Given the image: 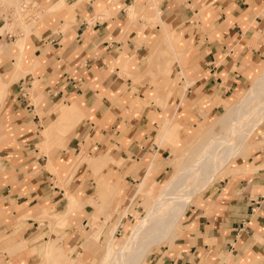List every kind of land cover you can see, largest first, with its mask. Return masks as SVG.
Masks as SVG:
<instances>
[{
  "label": "crops",
  "instance_id": "0c3cea01",
  "mask_svg": "<svg viewBox=\"0 0 264 264\" xmlns=\"http://www.w3.org/2000/svg\"><path fill=\"white\" fill-rule=\"evenodd\" d=\"M38 1L54 16L22 51L23 35L0 33V82L8 84L0 95V264H44L50 242L62 250L85 242L102 179L123 191L128 212L148 166L154 179L168 172L171 148L157 140L165 119L180 124L176 140H193L196 132L184 131L213 121L264 68V0ZM167 34L180 36L178 55L164 50ZM73 104L80 120L44 145L54 110ZM258 134L150 264H264L263 125ZM83 150L107 154L108 165L77 163ZM69 197L84 206L53 228L44 212L64 213Z\"/></svg>",
  "mask_w": 264,
  "mask_h": 264
},
{
  "label": "rangeland",
  "instance_id": "374dc122",
  "mask_svg": "<svg viewBox=\"0 0 264 264\" xmlns=\"http://www.w3.org/2000/svg\"><path fill=\"white\" fill-rule=\"evenodd\" d=\"M21 4L27 5L28 9H21V18L23 19V21L21 19V23H19L17 16L14 14L13 8H19ZM46 9L47 5L42 1L39 2L38 0H0V33L7 31L16 36V38L23 35V37L18 40L16 46L22 51L23 46H25V41L28 39L33 28L40 26L47 18L54 16V14L48 13ZM179 41L180 36L167 34L166 38L163 41L165 43L164 50L166 52H170L172 50V53L178 55L176 54L177 52L175 51V46ZM21 57L22 56L17 57L15 61L17 73L20 71L22 65ZM171 59L176 58L175 56H173ZM165 61L167 63L169 60L166 59L164 60V62ZM176 77L177 79H179L180 74H178ZM12 78H14V76H12ZM254 79L255 78L251 80L253 81ZM250 87L251 84H249L246 90L240 93L239 98L236 102H229L232 104H227L226 109H224V106L222 107V109L217 113L215 119H217L219 116L221 117L214 124H212V122L215 119L207 123H201V126L198 129H196L195 126L190 125L184 131L183 137L185 136L186 138L190 133L196 132L197 136L193 140L184 142L181 140H176L180 124L178 122L172 123V121H169V125L167 121L168 119H165L164 125L161 127L158 134L157 140L158 142L166 141L167 146L171 148L170 155L166 160L168 172L165 173L160 179H154L150 175L154 164L152 163L151 165H149L147 174L135 186L133 190V197L135 198L137 196V198L128 212L126 211L127 203L124 202L126 196H124L125 198L122 197L123 191L119 190L118 188L112 187L109 183L102 179L96 188V195L98 198L97 201L99 202V205L97 206V208H94L96 213L94 212L95 214L88 219L87 226L92 227V229L88 231L87 235L83 236V240L81 241H85L86 243L83 242L82 245L80 244L79 246L72 247L71 249L62 250L57 241H52L47 245L43 263L51 264L52 262L53 264H96L98 262L97 253L100 250L101 245L104 243V241L110 238V235H112L113 232H115L114 229L118 228V224L120 225V223H123V227H119L117 233H115V240L121 243L124 240L123 236L127 234L129 232V228L134 225L136 219L135 217L144 215L143 208H145V205L154 201L159 193H161L165 189V186L170 183V181H172V179L177 176L180 171H182L186 167L188 168V166L191 164L192 158L197 155L198 151L205 141L216 137L219 133L222 132L223 129L219 124L220 121L229 122L234 117V111L232 110L242 100V97H244L248 93ZM4 89L5 84L0 82V95ZM167 95H170V91L167 93ZM54 111L56 112V120L50 126L45 128L43 134L45 138V141L43 143L46 146L49 144L50 137L54 132L63 134L69 128H72L75 123L78 122L82 117L78 108L74 104L71 106L61 105ZM262 125L264 128V120H262L259 124V127L256 128V130H258H255L256 132L254 131L252 133V138V134L247 138V141L241 147V151L238 153L237 157L232 158L228 162V164H226V166L216 174V176L207 185V187L203 189V191H199V193H197V195L190 200L182 214L177 219H175V221L173 220L175 222V225L168 241L164 244L155 246L151 250L147 251L145 255H138L137 261L134 264H150L152 253L157 250H164L167 247L172 249L175 241L181 236V230L178 231V229H180L181 227L180 224L182 222V220L180 219L183 217L189 206L195 199H197L198 196L202 195L209 188V186L213 184L214 181L218 180L219 178L226 177L230 174V167L232 166L230 165V163L234 159L235 162L237 159H239V157L249 153L252 147L250 143L256 141V139L259 137L258 132L260 126ZM164 130L168 132L167 135H165L166 137L163 136V133L165 132ZM254 133H256V135ZM248 139H251V142ZM54 142H57V144L62 147V142L59 136L54 138ZM109 160L110 159L107 154L102 153L93 156L87 154L83 150L78 157L77 163L84 162L87 166L94 168L95 170H99L108 165ZM82 206H84V202H78L73 197H69L67 209L64 213H57L56 215L47 216L46 212H44L43 218L49 220V223L53 228L63 227L66 224L67 215L80 209ZM121 208H123V210H121ZM106 230H108V234H103L100 237L101 232H106ZM91 232H93L92 235H90ZM91 236H93V238L90 239ZM47 260L49 261L47 262Z\"/></svg>",
  "mask_w": 264,
  "mask_h": 264
},
{
  "label": "bare ground",
  "instance_id": "6f19581e",
  "mask_svg": "<svg viewBox=\"0 0 264 264\" xmlns=\"http://www.w3.org/2000/svg\"><path fill=\"white\" fill-rule=\"evenodd\" d=\"M21 9H28V7L21 4L17 9L16 16L20 20L22 19ZM13 80L14 78H11L10 82ZM7 85L5 83V88ZM232 111H234V117L229 122L220 121L219 123L223 129L222 132L205 141L197 155L192 158L188 168L180 171L154 201L145 205L144 215L135 217L134 225L123 236L124 240L121 243L115 240L118 228L123 227V223L118 224V228L114 229L115 232L101 245L96 264H134L138 255H145L155 246L168 241L175 219L182 214L190 200L199 191H203L232 158L237 157L247 138L264 120V68L252 81L248 93ZM167 121L169 124L172 119ZM164 131L163 136L168 133Z\"/></svg>",
  "mask_w": 264,
  "mask_h": 264
}]
</instances>
